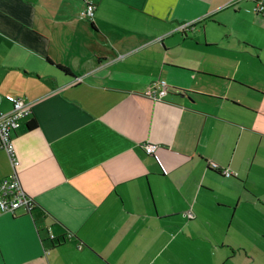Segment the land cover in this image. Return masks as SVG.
<instances>
[{"label":"crops","instance_id":"crops-1","mask_svg":"<svg viewBox=\"0 0 264 264\" xmlns=\"http://www.w3.org/2000/svg\"><path fill=\"white\" fill-rule=\"evenodd\" d=\"M255 5L0 0V110L33 103L14 142L36 202L0 216V264H264ZM160 79L168 94L147 97ZM11 171L0 148V180Z\"/></svg>","mask_w":264,"mask_h":264},{"label":"built area","instance_id":"built-area-1","mask_svg":"<svg viewBox=\"0 0 264 264\" xmlns=\"http://www.w3.org/2000/svg\"><path fill=\"white\" fill-rule=\"evenodd\" d=\"M254 12L264 13V0H255ZM96 5L88 3L82 11V16L93 19L96 13ZM190 26L181 24V31L185 32ZM169 92V84L165 80H158L148 87L145 95L153 100L163 99ZM33 103L24 97L12 99V109L8 112L0 110V148L7 152L11 159L12 171L0 180V216L3 214L16 215L18 211L24 210L31 213L36 208V202L32 196L28 195L20 180L18 168L20 161L16 155L14 134L24 122L31 117ZM156 149L154 145H146L145 150L148 154H153ZM211 168L220 169L217 164L212 163ZM221 174L225 177H238V172L229 168H222ZM189 218H194V214L186 212ZM54 237V236H52Z\"/></svg>","mask_w":264,"mask_h":264},{"label":"trees","instance_id":"trees-1","mask_svg":"<svg viewBox=\"0 0 264 264\" xmlns=\"http://www.w3.org/2000/svg\"><path fill=\"white\" fill-rule=\"evenodd\" d=\"M57 67H58L61 71H63L64 73H66V74H71V70H70L68 67L63 66V65H57ZM33 126H34V124H30V127H33ZM212 169H214V168H212ZM215 170H217L219 173H221V170H220V169H215Z\"/></svg>","mask_w":264,"mask_h":264},{"label":"rangeland","instance_id":"rangeland-1","mask_svg":"<svg viewBox=\"0 0 264 264\" xmlns=\"http://www.w3.org/2000/svg\"><path fill=\"white\" fill-rule=\"evenodd\" d=\"M248 4V3H247ZM250 5H254L253 3H249Z\"/></svg>","mask_w":264,"mask_h":264}]
</instances>
